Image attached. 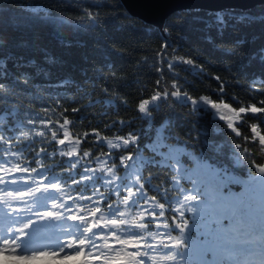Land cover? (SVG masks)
Instances as JSON below:
<instances>
[{
  "label": "trees",
  "instance_id": "1",
  "mask_svg": "<svg viewBox=\"0 0 264 264\" xmlns=\"http://www.w3.org/2000/svg\"><path fill=\"white\" fill-rule=\"evenodd\" d=\"M0 60V166L59 179V202L101 236L111 219L128 222L120 235L146 227L165 245L152 264H188L180 236L239 198L230 264H264V5L176 11L158 29L119 0H0Z\"/></svg>",
  "mask_w": 264,
  "mask_h": 264
},
{
  "label": "snow or ice",
  "instance_id": "2",
  "mask_svg": "<svg viewBox=\"0 0 264 264\" xmlns=\"http://www.w3.org/2000/svg\"><path fill=\"white\" fill-rule=\"evenodd\" d=\"M33 10L39 11L38 8ZM87 15L91 17L92 14ZM214 23L218 25V33L222 34L227 27V20L217 17ZM207 39L211 42L210 36ZM53 62V58L48 57L47 63ZM5 63L0 60V69L5 67ZM35 64L34 59L23 62L25 67ZM257 131L261 133L259 128ZM0 172L3 173L0 175V211H3L4 217L10 221L0 234V254L11 256L17 261L47 257L62 261L78 260L79 264H152L149 253L165 248L163 243L159 246L148 243V240L144 239L147 228L138 224L134 225L138 231L118 234V229L128 223L124 219L107 221L108 232L99 235L105 225L99 221L88 223L84 215L71 214L72 205L59 202L62 192L59 179L49 178L46 171L30 169L28 166L21 167L17 163L14 167L0 166ZM72 182L78 183L76 180ZM222 199L230 200V203L216 207L213 219L200 224L196 229V239L180 236L179 239L185 243L191 240V243H188V264H226V261L230 264L231 257L228 254L233 250L229 247V241L235 227L232 224L225 227L223 221L228 212L238 205L239 198ZM100 211L101 209L96 207L91 215L95 216ZM68 221L76 224L79 234H74L69 230L70 226H65ZM213 224L216 225L214 229ZM53 226L60 227L62 235L56 237L53 245L39 244L41 233ZM199 235L207 238L201 240ZM148 236L154 238L151 232H148ZM109 237L116 241V244L109 243ZM171 251L172 249L168 248L165 256L174 261L175 257L168 255ZM208 254H211V259L206 258ZM112 256L115 258H111Z\"/></svg>",
  "mask_w": 264,
  "mask_h": 264
},
{
  "label": "water",
  "instance_id": "3",
  "mask_svg": "<svg viewBox=\"0 0 264 264\" xmlns=\"http://www.w3.org/2000/svg\"><path fill=\"white\" fill-rule=\"evenodd\" d=\"M131 17L160 29L176 11H223L250 9L264 5V0H119Z\"/></svg>",
  "mask_w": 264,
  "mask_h": 264
},
{
  "label": "rangeland",
  "instance_id": "4",
  "mask_svg": "<svg viewBox=\"0 0 264 264\" xmlns=\"http://www.w3.org/2000/svg\"><path fill=\"white\" fill-rule=\"evenodd\" d=\"M67 142L71 143L70 140H68ZM209 170L212 173L210 167H209ZM212 174L215 175L214 173H212ZM252 195H254V194H252ZM0 223L2 224V222H0ZM4 227L6 228L7 225L4 226ZM185 229H187V228H185ZM0 231H3V230L0 228ZM168 235L169 234H166L165 236H168ZM43 237H45V239L43 241L46 242L45 243L46 245H50L48 243H50L51 241L53 242L55 240V239L50 238V237L48 238V236H45V235ZM167 239H168L167 240L168 243H171V241H176L177 238H173V239L172 238H167ZM185 251L189 252L188 248H185ZM0 264H79V261L78 260H67V261L52 260V259L47 258V257L41 258V259H37V260H32V261H17L11 256H6L5 254H0ZM101 264H102V262H101Z\"/></svg>",
  "mask_w": 264,
  "mask_h": 264
},
{
  "label": "bare ground",
  "instance_id": "5",
  "mask_svg": "<svg viewBox=\"0 0 264 264\" xmlns=\"http://www.w3.org/2000/svg\"><path fill=\"white\" fill-rule=\"evenodd\" d=\"M39 244H41V243H39ZM54 244V243H53ZM53 244H51V245H53ZM43 245H45V244H43Z\"/></svg>",
  "mask_w": 264,
  "mask_h": 264
}]
</instances>
